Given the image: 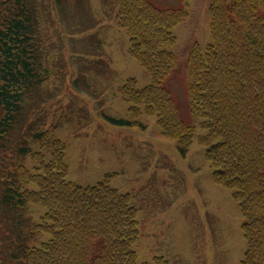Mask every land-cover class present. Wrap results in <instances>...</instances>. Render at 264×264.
<instances>
[{"label": "trees", "instance_id": "trees-1", "mask_svg": "<svg viewBox=\"0 0 264 264\" xmlns=\"http://www.w3.org/2000/svg\"><path fill=\"white\" fill-rule=\"evenodd\" d=\"M86 2L0 0V264H168L139 254L140 204L109 186L111 173L88 186L66 178V146L51 131L64 84L84 104L113 87L131 118L100 113L104 122L143 127L136 118L152 115L180 155L193 139L202 146L241 218L240 264H264V0H198L208 39L183 46L173 28L193 0H101L100 24ZM96 26L124 32L147 84H117ZM177 70L186 110L167 84Z\"/></svg>", "mask_w": 264, "mask_h": 264}, {"label": "rangeland", "instance_id": "rangeland-1", "mask_svg": "<svg viewBox=\"0 0 264 264\" xmlns=\"http://www.w3.org/2000/svg\"><path fill=\"white\" fill-rule=\"evenodd\" d=\"M150 1L160 8L176 7L179 3V0ZM194 1L185 20L173 28L179 46L192 39H201L199 43L208 39L201 2ZM100 2H86L96 19L101 11L99 24L104 19ZM62 17L57 14L54 21L58 30H63L57 24ZM104 26H96L94 30L99 35L103 31L102 50L117 75V84L126 77H133L137 88L147 84V76L125 50L124 32ZM167 81L179 109L186 110L180 70ZM62 90V103L57 99L62 107L55 114L51 131L66 146V178L88 186L103 174L111 173L109 186L128 192L132 201L140 204L136 215L143 234L138 244L141 257L150 260L158 255L167 259L168 264H240L244 251L241 218L229 191L213 182L202 146L193 139L184 155H180L175 141L158 133L152 115L136 118L143 127L104 122L98 117L100 113L131 118L127 114L129 103L114 94L113 87L85 104L87 94L68 91L65 84Z\"/></svg>", "mask_w": 264, "mask_h": 264}]
</instances>
